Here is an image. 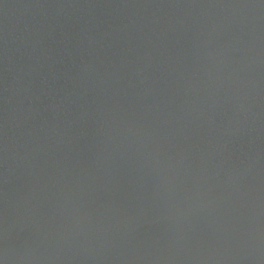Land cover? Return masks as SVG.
<instances>
[{"label":"water","instance_id":"95a60500","mask_svg":"<svg viewBox=\"0 0 264 264\" xmlns=\"http://www.w3.org/2000/svg\"><path fill=\"white\" fill-rule=\"evenodd\" d=\"M264 264V0H0V259Z\"/></svg>","mask_w":264,"mask_h":264},{"label":"clouds","instance_id":"9594fccd","mask_svg":"<svg viewBox=\"0 0 264 264\" xmlns=\"http://www.w3.org/2000/svg\"><path fill=\"white\" fill-rule=\"evenodd\" d=\"M7 255L5 254V257L0 259V264H6Z\"/></svg>","mask_w":264,"mask_h":264}]
</instances>
